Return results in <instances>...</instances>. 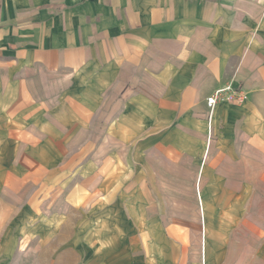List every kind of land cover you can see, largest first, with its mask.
<instances>
[{
    "label": "crops",
    "instance_id": "obj_1",
    "mask_svg": "<svg viewBox=\"0 0 264 264\" xmlns=\"http://www.w3.org/2000/svg\"><path fill=\"white\" fill-rule=\"evenodd\" d=\"M86 76L107 92L106 119H139L132 137L151 124L164 140L162 156L139 143L138 187L142 162L164 157L172 202L183 188L196 219L198 203L201 237L196 223V240L183 243L172 226L163 256L161 229L153 240L141 231L138 264H264V0H0V264H110L84 260L80 244L20 242L49 216L29 211L30 189L66 183V163L44 158L45 122L64 119L51 114L55 98ZM228 83L245 102L219 104L208 119L206 98Z\"/></svg>",
    "mask_w": 264,
    "mask_h": 264
},
{
    "label": "rangeland",
    "instance_id": "obj_2",
    "mask_svg": "<svg viewBox=\"0 0 264 264\" xmlns=\"http://www.w3.org/2000/svg\"><path fill=\"white\" fill-rule=\"evenodd\" d=\"M95 84L96 87L107 86L105 79L101 85L95 78ZM91 85L90 76L79 82L70 81L51 107L52 115L64 119L45 122L49 155L44 158L50 165L66 163V183L59 187L56 182L45 190L30 189L29 195L33 194L36 203L29 211L44 212L49 216L34 222L35 226L29 227L26 236L21 237V244L46 243L52 250L64 244H80L84 260H94L99 258L97 255L104 254L110 264H138L141 231L147 232L153 240L154 229H161L162 239L158 243L162 244L163 256L171 253L172 226L182 235L183 243L196 240L193 236L196 223L201 237L198 203L196 219L192 213L187 214L192 206L181 200L183 188L179 190L180 202H172L170 162L164 157L159 163L151 159V165L144 166L142 162L141 176L146 179L140 188L135 180L140 174V171L136 172L139 143L145 144L143 149L147 154L152 155L157 148L162 156L160 144L164 140H154L151 124L147 125L148 134L144 139L132 137L138 136L139 119H106L111 110L102 108L107 92L92 91ZM102 97L105 98L103 101ZM82 114L88 119H78ZM64 147L65 160L62 156ZM126 157L132 164L130 172L124 168ZM51 171V175L56 174ZM150 252L147 255L153 259L154 244ZM39 254L48 258L55 252L45 250ZM180 254L184 255L185 262L187 252Z\"/></svg>",
    "mask_w": 264,
    "mask_h": 264
},
{
    "label": "built area",
    "instance_id": "obj_3",
    "mask_svg": "<svg viewBox=\"0 0 264 264\" xmlns=\"http://www.w3.org/2000/svg\"><path fill=\"white\" fill-rule=\"evenodd\" d=\"M246 95L241 88L230 83L215 89L207 98L208 119L212 118L215 107L219 104L241 105L245 102Z\"/></svg>",
    "mask_w": 264,
    "mask_h": 264
}]
</instances>
